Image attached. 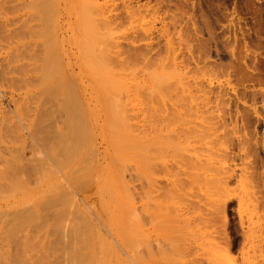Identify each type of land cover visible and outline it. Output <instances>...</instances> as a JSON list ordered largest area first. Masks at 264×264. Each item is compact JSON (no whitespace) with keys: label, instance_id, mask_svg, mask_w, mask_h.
Returning <instances> with one entry per match:
<instances>
[{"label":"rangeland","instance_id":"374dc122","mask_svg":"<svg viewBox=\"0 0 264 264\" xmlns=\"http://www.w3.org/2000/svg\"><path fill=\"white\" fill-rule=\"evenodd\" d=\"M169 219L264 264V0H0V264H157Z\"/></svg>","mask_w":264,"mask_h":264},{"label":"bare ground","instance_id":"6f19581e","mask_svg":"<svg viewBox=\"0 0 264 264\" xmlns=\"http://www.w3.org/2000/svg\"><path fill=\"white\" fill-rule=\"evenodd\" d=\"M42 1V0H41ZM34 2V1H33ZM37 2H38V0H37ZM39 4V3H38ZM36 5H37V3H36ZM41 6V5H40ZM9 81H11V80H9ZM23 83H24V81H23ZM71 126H73V123H71ZM73 129H74V127H73ZM70 134H71V136L72 135H75V133L76 132H74V130H72V128L70 127ZM76 131V130H75ZM73 132H74V134H73ZM78 133L79 132H77L76 134L78 135ZM77 135H75V136H77ZM184 135V137H183V140H181V141H179V144H180V147L181 148H183L184 146H186V145H184V143H188L187 141H186V133H184L183 134ZM79 136V135H78ZM72 138H76V137H72ZM117 140H118V138H116ZM125 142H126V140H125ZM125 142H123V144L121 145L122 147H123V150H121V149H119V148H117V149H119V152L120 151H123V152H125V150H130L131 148H133V150H136V151H134L135 152V154L137 153V155H142V153H141V145H138L139 144V142L137 143V142H134V141H131V142H129V145H128V143L126 144ZM77 142H75L74 144H76ZM113 144H114V142H112ZM73 144V145H74ZM184 145V146H181V145ZM112 145V144H111ZM115 145H117V143H115ZM120 145V143L118 142V145L117 146H119ZM128 145V146H127ZM121 146H120V148H121ZM133 146V147H132ZM130 148V149H127V148ZM73 149V151L76 153L77 151H79V148H80V145H79V143H77L75 146H73L72 147ZM63 151H66L67 150V147H64L63 149H62ZM71 150V155L73 156V154H75L73 151ZM132 151V150H131ZM115 152V151H114ZM117 152V151H116ZM121 153V152H120ZM125 154H126V152H125ZM125 154H123L124 155V157H125ZM117 155V154H116ZM119 155V154H118ZM123 155H122V157H123ZM69 156V155H68ZM76 156H78V155H76ZM75 156V157H76ZM74 157V158H75ZM119 157V159H121V157L120 156H118ZM118 157H116V158H118ZM68 158V157H67ZM114 158H115V155H114ZM127 158V157H126ZM70 159V157L68 158V159H66V161H68ZM122 159H124V158H122ZM149 160V159H148ZM193 162V161H192ZM191 162V164H194V163H192ZM63 164H65V162H62L61 164H59L60 166L61 165H63ZM145 164H148V161H145ZM117 166V165H116ZM147 166V165H146ZM115 167V166H114ZM183 171V174H186V170H182ZM224 179H226V177L224 178V176H223V179L222 180H224ZM221 183H223V181H221V179L219 180ZM182 182H184V181H182ZM175 183H177V182H174V184ZM224 183H225V181H224ZM20 216H23V212H21L20 213ZM16 218V217H15ZM166 223H168V225H166L167 227L165 228V230H167V231H164L165 232V235L164 236H162V235H159L160 236V238H159V240H158V243H157V252H156V255H157V258H156V260H155V262L157 263V264H180V261H179V258H177V257H175L176 256V254H175V249L179 246L178 245V243L182 240V237H180V235H177L176 234V232L178 233L179 231H182V229H183V227L186 225V223L185 224H182L181 223V221H177V219H169ZM125 225V224H124ZM127 225H131V224H127ZM127 225H125L126 227H128ZM124 226V227H125ZM130 227H132V226H130ZM129 227V229H131ZM133 228V227H132ZM82 230H85L86 231V228H81ZM122 230V228L121 229H119V231L121 232V233H123V234H125L124 232H122L121 231ZM125 231H126V229H125ZM130 231V230H129ZM129 231H126V232H128L129 233ZM136 233V232H135ZM130 234V233H129ZM66 235H68V234H66ZM73 235H75V233H70V236H73ZM122 235V234H121ZM138 235V234H137ZM136 234H135V236H137ZM65 236V235H64ZM124 236V240L125 241H127L128 243H129V239L130 238H126L125 237V235H123ZM137 237H140V236H137ZM180 237V238H179ZM127 239V240H126ZM132 239H133V237H132ZM132 239H130V240H132ZM136 239V238H135ZM124 241V242H125ZM133 241V240H132ZM137 241V240H136ZM160 241V242H159ZM139 242V241H138ZM127 243V244H128ZM135 243V242H134ZM129 244H131V242L129 243ZM137 244V243H136ZM133 245V244H132ZM136 255V254H135ZM136 258H138V257H136ZM76 259H78V258H76ZM75 259V260H76ZM74 260V262H77V261H75ZM80 260V259H79ZM139 262V261H138ZM79 263V262H78ZM77 263V264H78ZM140 263V262H139ZM76 264V263H75ZM125 264V263H124ZM131 264V263H130ZM135 264H136V262H135ZM141 264V263H140ZM197 264V263H196Z\"/></svg>","mask_w":264,"mask_h":264}]
</instances>
